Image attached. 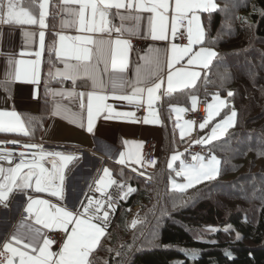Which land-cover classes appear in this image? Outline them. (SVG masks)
Segmentation results:
<instances>
[{
  "label": "snow or ice",
  "instance_id": "1",
  "mask_svg": "<svg viewBox=\"0 0 264 264\" xmlns=\"http://www.w3.org/2000/svg\"><path fill=\"white\" fill-rule=\"evenodd\" d=\"M50 0H0V24L6 25H39L41 29L47 28L46 18L49 15ZM60 12L67 17H61V28L65 26L75 27L80 33L89 35L65 36L59 35L58 47L54 46L57 59L63 64V68H57L49 73L50 78L58 82L71 81L72 89L65 91L52 90L53 107L51 115L60 116L69 123L77 124L83 128V116L86 110L87 131L93 133L95 121L102 114L107 113L106 119L124 118L131 122H143L144 124L160 123L157 111L153 105L159 99L157 93L163 84V73L167 67V90L165 95L194 86L200 77V72L189 70L191 67L210 70L212 61L217 53L207 47L194 50V45H203L205 33L201 24L200 13H210L217 10L215 0H175L174 6L170 0H59ZM78 6V7H77ZM171 16V38L174 40L181 27L186 29L181 32V38L187 39V44L178 45L171 43L170 49L165 48L163 57L160 48L150 47L140 57L143 63H138L134 75L130 78L126 73L129 67V52L132 45L129 39L123 37H137L139 39L150 38L153 41L169 40V12ZM115 10V11H112ZM123 10V11H121ZM143 13H150L147 17V35L141 33ZM70 17V21L68 20ZM119 20V24L115 21ZM113 33L117 36L114 39ZM25 36L34 37L35 33L24 32ZM41 51L34 53L37 59L31 62L28 68H16L14 75H6L3 84L7 89L18 80L39 84L40 59L45 47V32H39ZM6 61L9 65L24 66V60H16L12 54H8ZM186 59L189 67L181 65ZM78 82H82L87 91H77ZM47 91V89H46ZM147 103L148 116L142 121L136 119L135 112H116L107 101L109 99L126 101L129 105L140 108ZM229 97L233 93H227ZM68 99L72 104H78L79 111H74L69 105L56 100ZM213 104L208 105L207 118L199 125L203 130L209 122L220 114L221 109L227 107V102L213 96ZM197 100L192 96V107L195 109ZM179 118L184 112L183 108L173 109ZM237 112L231 114L216 123L211 128V134L206 138L195 141L197 144H210L213 140L222 137L229 128L236 124ZM34 118L25 120L16 111H0V133H16L26 137L31 136L34 128ZM193 122L185 125L177 124L181 128L180 135L183 138L185 128L191 129ZM16 144L18 141L0 142V144ZM127 144V142H125ZM137 149L142 145L137 144ZM18 155L19 162L14 163L15 154L6 147H0V161L8 166L0 164V206L9 208V199L13 195L27 197L26 206L23 208L26 215H21L16 229L10 236L0 240V264H92L91 254L97 249L101 239L107 234L111 223L110 213H115L117 199H126L129 194L136 191L132 187H125L112 179V173L103 169V175L95 181V191L101 194V198L87 196V203L77 200L64 206L50 203L41 198H34L29 193H47L49 196L64 199L65 169L74 159L73 154H64L59 151H47L40 144H24ZM35 151H28V150ZM180 159V154H174L168 163V168L173 167V162ZM126 160L139 164L137 153L134 158L125 153L120 154L118 163L125 164ZM193 164H184L181 161L177 176H183L186 183L172 182V191L180 194L189 188L205 181L216 179L220 175V161L212 155L207 162L202 156L192 157ZM50 164L48 168L45 164ZM155 165V161L151 162ZM136 171L135 168L132 169ZM143 175V173H140ZM116 185V193L107 190ZM92 188V185H89ZM22 203V202H20ZM107 205V207H105ZM175 206V205H174ZM137 220H133L135 228ZM231 226H226L228 232ZM52 230L66 234V239L61 241V248L53 252L51 246L54 240L48 236ZM215 231V229H213ZM236 239L240 240L239 234ZM120 253H117L119 255ZM225 255L231 257L230 252ZM195 259L196 257H190Z\"/></svg>",
  "mask_w": 264,
  "mask_h": 264
},
{
  "label": "trees",
  "instance_id": "2",
  "mask_svg": "<svg viewBox=\"0 0 264 264\" xmlns=\"http://www.w3.org/2000/svg\"><path fill=\"white\" fill-rule=\"evenodd\" d=\"M52 2L50 25L55 22L58 8V0ZM215 3L216 11L200 14L203 45L217 53L210 70L193 87L170 96L164 94L157 105L162 140L155 165L147 174L153 179L109 161L103 163L118 183L136 191L126 199H118L116 185L111 188L110 193L117 199L115 213L111 214L107 234L90 256L92 264H264V197L253 195V190H248L250 184L246 187L244 183L249 176L245 172L253 168L251 161L246 171H242L245 163L240 158L232 161L235 153L241 155L238 142L264 139V0ZM229 91L233 96L227 95ZM215 93L227 97V107L221 115L230 108L237 112L235 126L224 136L200 145L220 161V175L183 194L172 191L168 187L171 171L167 159L188 140L179 136L171 106L188 108L191 96L206 100ZM212 123L198 130L197 135L205 134ZM10 136L0 133L3 138ZM76 162L68 165L65 176ZM136 208L142 222L145 219L146 223L152 222L151 226L155 224L154 246L145 247L146 243L137 237L145 224L130 229L132 210ZM226 226H231L228 232L224 230ZM226 251L231 257L225 255ZM193 256L196 258H190Z\"/></svg>",
  "mask_w": 264,
  "mask_h": 264
},
{
  "label": "crops",
  "instance_id": "3",
  "mask_svg": "<svg viewBox=\"0 0 264 264\" xmlns=\"http://www.w3.org/2000/svg\"><path fill=\"white\" fill-rule=\"evenodd\" d=\"M174 2L175 0H170V4H172L173 6ZM52 4L53 2L52 0H50L49 15L46 18V24L48 25L47 28L41 29L38 24L24 26L0 24V111H16L18 114H21L25 120H27L29 117L34 118L33 124L29 127L30 129L34 128L32 134L35 132V135L31 134V136L26 137L16 133L3 134L11 135L10 138H21L26 141H33L38 144H43L45 146L44 149L47 151H59L64 154H73L78 157V159H74L77 162L70 174L65 176L66 178L64 199L62 201L59 200L57 197L49 196L47 193H32L34 198L46 199L50 201V203L57 204L58 206H64L65 204L70 205L77 200H82L84 201V203H87V199H85V192L87 190L93 191V189H95V181L103 174V169H108L107 166H104V161L115 163L130 170L135 168V172H139L137 170V164L133 163L132 161L126 160L125 164L118 163L117 161L120 158V154L125 153L126 156L130 154L135 158L138 153L141 163V158L143 157V159H145L143 149L144 142L147 138L153 139L158 144V147L160 146L162 140V129L161 119L157 110V105L161 101V98L163 97L164 93H166L167 74L169 70L167 69V67H165V71L163 73L164 82L160 91L157 93L159 99L156 100L153 105L154 109L158 113L160 123H134L124 118L106 119L105 116L107 115V113H104L95 121L93 133H89L87 131L86 110L83 116V128L79 127L77 124L69 123L67 120L61 118L60 116L51 115L53 107V97L51 95V91L61 89L68 91L72 89L71 81H64L61 83L57 80H53L52 78H50V71L54 73L57 68H63V64L60 63V61L57 59L52 49L54 46L58 47L59 35H65L70 37L77 35H89L88 33L78 32L76 28L72 26H65L64 28H61V17H67V14L60 12L59 6L57 8L55 22L50 25L49 18L51 14ZM172 14L173 12L170 9L168 41H153L150 38L139 39L137 37H123L125 39H129L132 45V48L129 52V67L126 73L130 78L134 75L137 64L143 63L140 57H142L147 52L148 48H160L161 56L163 57L165 48L170 49L171 43H176L178 45L187 44L186 38H183L181 43L177 42L176 38L174 40L171 38ZM142 15L144 19L141 22L140 34L147 35V17L151 14L143 13ZM70 19L71 18L68 17L69 21ZM115 23L119 24V20H116ZM179 30H183L186 36V29L184 27H181ZM25 31L35 33V36H25ZM40 31L45 32V47L41 56L39 57L41 61L39 68V84L25 82L24 80H18L12 83L6 89L3 84V80L6 75H14L15 70L18 67L28 68L30 70L31 62H34L37 59L34 53L41 51L39 43ZM116 36L117 34L113 33L114 39L116 38ZM134 40L139 41L141 43V48H137V46L133 43ZM202 46L207 47L204 45H194V50H199V48ZM8 54H12L16 60H24L26 64L24 66H13L7 64L6 61L9 59ZM186 59L187 58L182 60L180 64L175 65V68H180L181 65L185 66L186 68L189 67L186 64ZM189 70L200 72V77L195 81L194 85L199 83L207 72L206 69H201L198 67H191ZM76 90L87 91V89L83 86L82 82H78ZM193 96H195L197 100V104L195 107V109H197L201 97L198 95ZM56 100L61 101V103L65 105H69L73 108L74 111H79L78 104H72L68 99L61 100L60 97H56ZM107 103L111 104L116 112H135L136 119L138 121H142L145 116H148L146 95L145 102L140 108H136L133 105H129L126 101L109 99ZM175 106L181 105L171 106L173 118V109ZM184 109L185 111L192 110V96L190 97L189 107H184ZM184 112L181 113L180 120L174 118L176 121V125L180 124L183 126L186 124V122L190 121L184 117ZM205 113L206 119V110ZM204 121H202L201 123H203ZM210 122L213 121L211 120ZM201 123L195 124L193 122L190 130L185 128V135L183 136V138L187 139L188 143L182 149L177 150L180 151L183 159L189 162V164L190 161L189 159L187 160L185 158L184 154L187 151L188 146L197 144L195 143V141L198 140L199 136L197 135V131L201 130L199 128V125ZM176 128L179 136L181 137V128ZM125 142H127V144ZM137 144L142 145V147L137 149L135 147ZM199 145L203 146V144ZM199 156L204 157L205 162H207L211 154L204 152ZM166 165L168 168V159ZM45 166L48 168L51 167V165L47 163L45 164ZM168 169L172 171V169ZM112 179L114 178L112 177ZM89 185H92L91 189L89 188ZM112 187L107 190L109 193ZM30 191L32 190L30 189ZM99 195L101 196V194ZM26 203L27 197L21 194L13 195L12 197H10L9 208L5 209L0 206V240H3L4 238L10 236L11 233L15 231L16 225L20 220L21 215H26V213H24L23 211V208L26 206ZM52 232L58 233L61 231H49V237L50 233ZM64 239H66V236L64 237ZM61 246V243H53L51 246V250L53 252H58Z\"/></svg>",
  "mask_w": 264,
  "mask_h": 264
},
{
  "label": "rangeland",
  "instance_id": "4",
  "mask_svg": "<svg viewBox=\"0 0 264 264\" xmlns=\"http://www.w3.org/2000/svg\"><path fill=\"white\" fill-rule=\"evenodd\" d=\"M230 8H232V7H230ZM226 24L229 25V22L226 23ZM217 94L219 95V97L221 99H223L226 102H228L226 96L221 95L219 93L212 94L208 99L205 100L206 101L207 114H208V105L214 103L213 96L217 95ZM174 108H183L184 109V107H181V106H175ZM192 110L195 111L196 109H193V107H192ZM232 110H234V109L230 108L227 112H225L224 114L221 115V112H222V109H221L220 114L218 116H215L212 119V121H213L212 125L209 127V129L206 131L205 134H202V135H200L198 137V140H200L201 138L208 137L211 134V128L216 123L221 122L223 119H225L227 116H229L231 114ZM174 118L180 120L181 113L179 114V118H178L177 113L174 111ZM229 129L227 131H229ZM253 140L251 141L249 139H246V140L243 139L242 141L238 142L237 144H238V147L240 149L239 151H240L241 155L239 157L235 153L234 154L235 159H234V157H232V161L240 158L239 161H243V163H245V167L242 168V171H244V170L246 171V169H247L246 164L251 161L253 168H249V170L245 172L246 174L249 175L248 178H246L247 180L245 179L244 180L245 182L243 180H241V181H243L245 183L246 187L249 186V184H250L251 187H248V190L252 189L253 191H251V190L250 191L252 192L253 195L255 194L258 197H264V139L260 140L259 138H256L254 141ZM193 145L198 146L203 151H205V149L202 148L199 144H193ZM203 145H206V144H203ZM177 153L180 154V159L175 161V162H173V167L171 168L172 171H171V173L169 174V177H168V187L170 189L172 188V182L173 181H175L177 184L186 183V180L184 179L183 176H177L176 175V173L180 170L181 161H183L184 164H189V162H187V161H185L183 159L180 151H177V150L173 151L168 157V163L171 161L172 155L177 154ZM184 156H185V158L187 160L189 159L188 155H187V152H185ZM153 167L154 166L151 165V162L143 159V157L141 158V163L137 164V170L140 171V173H143V177H145L147 179H151V180L153 179V177L148 176L147 174H148V171L151 170ZM124 185H125L126 188L129 187L126 184H124ZM93 191L95 193H97L98 195L100 194L99 192H96L95 189H93ZM99 198H101L100 195H99ZM105 207H107V205H105ZM110 214H112V213H110ZM151 214H153V211H152ZM110 217H111V215H110ZM153 218H154V216H152L151 219L153 220ZM133 220H137L138 221V223L136 224L137 226H135V228L138 227L140 224L141 225L142 224L146 225L143 231H141V232L138 231L137 232V237L139 236L140 240H142L144 243H146V244H144L145 247L154 246L156 244V242H157V234H156V230H155V226H154L155 224H153V226H151L152 222L149 221V222L146 223L144 221L145 219H143V222H142L141 221L142 220V215L138 211L137 208L132 210L131 219H130V229L131 230L135 229V228H133L131 226Z\"/></svg>",
  "mask_w": 264,
  "mask_h": 264
},
{
  "label": "built area",
  "instance_id": "5",
  "mask_svg": "<svg viewBox=\"0 0 264 264\" xmlns=\"http://www.w3.org/2000/svg\"><path fill=\"white\" fill-rule=\"evenodd\" d=\"M181 32H183V30H179L177 32V36H176L177 42H180V43L183 40V38H181V36H180ZM133 43L137 46V48H141V43L139 41L134 40ZM205 110H206V103L204 100L201 99L199 102L198 108L195 111L194 110H186L184 112V117L187 120H190V121L194 122L195 124H198V123H201L202 121H204L205 115H206ZM7 141H18V143H16V144H7V143L0 144V147H6V148H8L14 152V154H15L14 163L19 162V159H18L19 152L25 151V149L22 148V145H24V144H38V143H35L33 141H26V140L21 139V138H10V137H4L3 138V137H0V142H7ZM40 145H42L43 148H45V146L43 144H40ZM28 151H35V150L33 149V150H28ZM157 152H158V144L156 143V141H154L151 138H147L144 142V149H143L145 160H147L149 162L155 161ZM203 153H204V151L198 146L191 145V146L187 147V155H188L190 164L195 163V161L192 160L193 156L200 155ZM0 164H4L5 166H8L6 164V162H4V161H0ZM85 193L87 194V196L99 199V195L97 193L91 191V190H87ZM85 199H86V197H85ZM65 236H66V234L63 232H58V233L52 232V233H50V237L54 240L55 244H60Z\"/></svg>",
  "mask_w": 264,
  "mask_h": 264
}]
</instances>
